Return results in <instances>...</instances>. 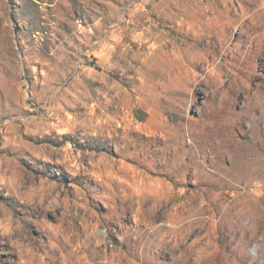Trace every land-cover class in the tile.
<instances>
[{
  "label": "rangeland",
  "instance_id": "1",
  "mask_svg": "<svg viewBox=\"0 0 264 264\" xmlns=\"http://www.w3.org/2000/svg\"><path fill=\"white\" fill-rule=\"evenodd\" d=\"M0 264H264V0H0Z\"/></svg>",
  "mask_w": 264,
  "mask_h": 264
},
{
  "label": "bare ground",
  "instance_id": "2",
  "mask_svg": "<svg viewBox=\"0 0 264 264\" xmlns=\"http://www.w3.org/2000/svg\"><path fill=\"white\" fill-rule=\"evenodd\" d=\"M4 36V35H3ZM221 230V229H220ZM170 232V230H167V233ZM152 236V235H151ZM156 236V235H155ZM153 237V236H152ZM251 243V242H250ZM254 244V243H253Z\"/></svg>",
  "mask_w": 264,
  "mask_h": 264
}]
</instances>
